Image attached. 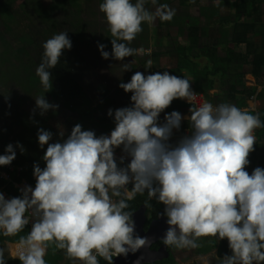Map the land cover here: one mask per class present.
<instances>
[{
    "label": "clouds",
    "instance_id": "9594fccd",
    "mask_svg": "<svg viewBox=\"0 0 264 264\" xmlns=\"http://www.w3.org/2000/svg\"><path fill=\"white\" fill-rule=\"evenodd\" d=\"M145 3L103 0L99 4L113 37L111 54L105 50L107 45H97L103 59L151 56V48L128 45L143 31V23L151 27L157 18L171 22L176 11L150 0L155 8L151 12ZM72 46L67 32L43 43L36 75L45 92L52 88L50 70L63 50ZM131 63L122 64L124 71L130 70ZM152 67L148 59L145 69ZM191 82L168 71L147 75L136 71L129 82L119 84L131 93V106L108 109L115 122L110 135L97 136L77 123L62 142L50 143L53 133L39 128V147H47L42 157L45 166L33 164L35 186L19 189L20 183L13 182L21 194L11 198L0 192V232L16 236L31 223L28 234L13 242L17 244L11 258L20 264H47L45 256L54 246L53 254L63 251L69 261L99 264L101 257L112 264L114 256L127 255L125 245L135 251L146 242L133 239L131 215L123 210L129 206L127 201L147 191L149 199L165 206L169 225L162 241L165 246L196 249L203 238L227 239L231 255L221 258V264H264V168L257 166L251 174L246 170L255 150L254 132L264 123L259 113L235 104H195L197 93ZM210 94L214 96L215 90ZM174 100L188 102L189 115L173 110L165 113L161 124L160 114ZM35 104L42 116L59 108L44 96L35 98ZM185 119L191 133L170 143L173 129L179 131ZM121 145L131 158L125 168L118 167L114 152ZM15 147L23 153V145L17 142ZM15 158L9 143L0 155V166H10ZM120 159L123 163L124 157ZM0 264H6L2 248Z\"/></svg>",
    "mask_w": 264,
    "mask_h": 264
},
{
    "label": "trees",
    "instance_id": "16d2710c",
    "mask_svg": "<svg viewBox=\"0 0 264 264\" xmlns=\"http://www.w3.org/2000/svg\"><path fill=\"white\" fill-rule=\"evenodd\" d=\"M169 1L183 7L196 5L200 15L179 14L174 16L171 22H161L158 19L153 30L158 33L159 30L166 32L169 26L175 24L187 26L188 34L195 38L194 44H178L177 36H170L168 31L163 33L168 39L167 43H161L159 41L161 36H159L155 39V43L143 47L152 49L151 56L126 57L125 63L134 61L129 65V77L110 87L107 77L99 73L101 64L95 52L97 37L93 32L80 28L77 32L87 33L88 38L79 41L76 40L79 38L73 37L75 40H71L73 45L71 50H63L56 67L50 70L52 88L45 92L36 75V68L42 62L43 43L56 34L49 36L45 33L37 39L28 38L25 46L23 43L14 46L8 37L11 31L10 22L13 21L12 15L5 0H0V66L11 81V84L0 89V115L5 122L0 135V147L5 149L11 143L16 151V158L10 165L13 170L10 171L8 166H0L12 176L11 181L0 177V188L9 198L21 194L13 182L19 184L26 181L33 187L35 186L34 163H39L41 168L45 166L42 157L47 145L44 149L39 147L37 137L39 128L53 133V140L50 143L58 140L62 142L77 123L82 125L83 130H93L97 136L107 135L114 129L115 122L113 117L107 115L108 109L115 110L131 106V93H125L119 84L130 81L137 65L141 67L145 75L163 73L169 69L172 75L188 78L192 81L191 87L201 93L206 102H211L213 105L230 103L243 109L245 100L256 94L257 111L261 122L264 123V0H227L225 4L227 9L221 17L210 15L208 5L202 0ZM23 4L26 6L22 10L26 11L29 5L35 4V1L22 0L19 5ZM68 4L67 0H51V13L58 14L59 27L64 23ZM34 13L39 17L42 15L35 11ZM42 20L45 23L49 22L47 17ZM61 32L62 30L57 31V34ZM169 46L175 48L174 63L170 60ZM223 46L228 47L230 52L221 55L219 49ZM199 56L207 57L210 66L200 67L195 61ZM148 59L158 61L160 70L155 71L152 68L146 70L145 65ZM245 74H251L256 79V84L245 85ZM216 81L219 87L213 96L210 93L215 89ZM259 86H261L260 90H258ZM31 94L36 98L44 96L49 103L59 105L57 110L64 114L63 130L48 120L47 112L42 116L40 115L41 110L35 107L36 111L33 115L34 108H29L28 102L32 97ZM190 107L191 105L184 100H174L171 106L160 114L159 122L164 123L165 113L173 110L181 114L189 113ZM52 111L48 110V113ZM250 112L256 114L255 111ZM87 121H92V124L85 126ZM98 126L101 127L100 130L97 129ZM187 127H190L187 120L181 122V128L177 133L181 136ZM60 133H64V136L61 137ZM254 135L256 144L254 145L255 150L249 155L250 164L246 169L248 172L257 166L264 168V127L257 128ZM17 142L23 145V153L15 147ZM3 154L5 153L0 152V155ZM127 187L131 189L132 184L130 183ZM115 198L119 200L124 197ZM127 203L129 206L123 211L130 215L142 204L146 205V213L153 209V198L149 199L147 191L137 194ZM164 210L165 206H162L159 211H153L152 216H147L145 229L149 221L164 214ZM30 230L31 228L26 227L18 235L10 237L0 232V248L8 249L4 251L6 264H20L18 259L11 258L9 243L18 242L20 237L26 236ZM160 243L159 241L154 243L152 248H157L156 246ZM198 243L201 246L195 249V253L199 255H208L214 251L220 258L226 254L231 255L227 239L203 238ZM53 248L54 246L50 247L45 256L47 264H81L80 261L66 260L63 251L57 250L53 254ZM167 249L168 256L155 261L154 264H178L180 257L183 260L186 259L183 255L184 249L174 247H167ZM98 258L102 260L101 257ZM105 263L109 264L108 261Z\"/></svg>",
    "mask_w": 264,
    "mask_h": 264
},
{
    "label": "rangeland",
    "instance_id": "374dc122",
    "mask_svg": "<svg viewBox=\"0 0 264 264\" xmlns=\"http://www.w3.org/2000/svg\"><path fill=\"white\" fill-rule=\"evenodd\" d=\"M34 5H29L28 9L22 10L26 4L19 5L22 0H5L9 7V11L12 15L13 21L10 22L11 25V31L8 35L10 37L11 43L14 46H18L19 44L23 43L24 46L27 45V39H37L39 36L44 35L45 33L49 36H52V34L57 35V31L67 32V35L70 40H75L73 37H77L79 39L76 40H82L88 38L87 33H81L80 31L77 32L80 28L91 31L94 33V35L97 37V44L95 46V52L99 58V63L101 64V67L99 68V73L102 75H105L107 77L108 84H110V87H113L114 83H117L120 80H123L125 78L129 77V70L124 71L123 69V63H125V59L123 61H117L113 59L110 55L109 59L105 60L102 58L100 51L98 50V43H102L107 45L105 48L106 51H108L111 54L112 46H111V39L113 38L111 36V32L109 30L108 24L106 22V18L104 13L100 12L99 10V4L103 2V0H67L68 1V8L65 11V19L64 23L61 27H59V16L57 13L52 14L51 13V0H34ZM208 5V10L210 11V15L214 17H221L225 13V7L227 0H202ZM136 0H132V3H135ZM168 4L171 8L175 9L176 14L175 16L179 14H190V15H200L199 14V8L196 5H191V7H183L181 5H178L177 3H172L169 0H158V4ZM145 7L147 10L154 12L155 8L150 3V0H146ZM42 14L37 16L35 13ZM47 17L48 23H45L42 19ZM67 19V20H66ZM68 21V22H67ZM158 22V18L155 21V26ZM176 25V24H175ZM172 25L167 28L168 33L170 36H177L178 38V44H185V45H192L195 42V38L190 36L188 34L187 26H178V25ZM153 26H149L146 22L142 24L143 31L137 35V37L129 44V47L132 48H140L144 47V45H150L151 43H155V39L160 38L161 43H167L168 39L163 33H166L164 30H159L158 33H155L153 30ZM47 29V30H46ZM43 30H46V32H42ZM169 37V36H168ZM168 50L171 52L170 54V60L172 63H174V58L176 56L175 48L173 46H169ZM219 53L222 55L223 53L230 52V49L228 47H220ZM139 55H136L134 57H137ZM200 57V56H199ZM134 59V58H133ZM197 59V58H196ZM196 61V60H195ZM197 62V61H196ZM200 67L203 66H209L210 61H207V64H204L203 62H197ZM153 67L152 69L155 71L160 70L158 61L152 60ZM119 67V68H118ZM130 68V67H129ZM140 69V70H139ZM134 71H140L141 67L137 65V68L134 69ZM165 71H169V69H166ZM4 70L0 66V89H2L3 86H7L11 84L10 79L3 73ZM102 75L100 77L102 78ZM248 75L251 74H245V80L244 84L247 86H250V84L254 85V81L249 82L248 81ZM263 81V80H262ZM216 88L219 87L218 81L215 83ZM33 92V91H30ZM34 94V93H33ZM32 95L29 102V108H35V95ZM199 103V100H198ZM49 111H52V109H49ZM48 120L55 125L56 127H59L61 130H63V116L64 114L61 113L58 110H53L52 112L47 111ZM89 121V120H88ZM85 123V126H89L92 124L91 122ZM5 122L2 119L0 115V135L2 134V128L4 127ZM98 130L101 129V127H97ZM107 135H110V133H107ZM175 141V140H173ZM176 143V142H175ZM0 152L5 153V149L0 147ZM116 162L119 168H125L128 164L121 163V157L125 153L123 151V145L120 146V148H116L114 150ZM247 169V168H246ZM253 171V170H252ZM252 171L249 172V174L252 173ZM3 171L0 172V174ZM20 189H22V185L19 186ZM0 192H3L5 196L6 193L2 188H0ZM6 198V197H5ZM113 199H116L113 197ZM163 204L159 203L156 198H153V209L147 211V216H152V211H159L161 209ZM8 249L5 248L4 251H7ZM183 255L186 257L185 260H183L181 257L178 259V264H221V258L218 257V254L214 251L208 255H199L195 253V249H184ZM99 264H106V260L102 258L98 259Z\"/></svg>",
    "mask_w": 264,
    "mask_h": 264
},
{
    "label": "water",
    "instance_id": "95a60500",
    "mask_svg": "<svg viewBox=\"0 0 264 264\" xmlns=\"http://www.w3.org/2000/svg\"><path fill=\"white\" fill-rule=\"evenodd\" d=\"M146 210V205L142 204L131 215V222L134 224L133 239L144 238L145 244L135 251L125 245L128 248L127 255L114 257L112 264H154L155 261L168 256L167 246L162 242L169 227L167 216L160 214L151 219L145 229ZM158 241L162 244L152 248V245Z\"/></svg>",
    "mask_w": 264,
    "mask_h": 264
},
{
    "label": "built area",
    "instance_id": "2783aa9c",
    "mask_svg": "<svg viewBox=\"0 0 264 264\" xmlns=\"http://www.w3.org/2000/svg\"><path fill=\"white\" fill-rule=\"evenodd\" d=\"M194 91V90H193ZM195 93H197V96H196V100H195V104H199L198 103V100H199V93L198 92H196V91H194ZM257 104H258V101H257V95L256 94H254V95H252V96H250L249 98H247L246 100H245V104H244V107H243V109H247V110H250V111H255L256 113H258V111H257ZM215 106V105H214ZM122 157H124V159H123V163L124 164H128L129 162H130V156L125 152L124 154H123V156ZM8 168L10 169V171L11 170H13V168H12V166H8ZM1 171H3L1 174H0V177H3V178H7L8 180H11L12 178H10V173L9 172H7V171H5V170H2L1 168H0V172ZM20 185H22V187H24L25 185H31V184H29V183H27L26 181H23V182H21L18 186H20ZM32 186V185H31ZM33 187V186H32ZM20 189V188H19ZM163 206V205H162ZM30 213H26V215H29ZM28 228H31V223L27 226ZM18 243V242H17ZM17 243H14L13 245H12V247H11V249H10V251L9 252H11V251H14L15 250V245L17 244ZM114 257H116V256H114ZM113 257V258H114Z\"/></svg>",
    "mask_w": 264,
    "mask_h": 264
},
{
    "label": "crops",
    "instance_id": "0c3cea01",
    "mask_svg": "<svg viewBox=\"0 0 264 264\" xmlns=\"http://www.w3.org/2000/svg\"><path fill=\"white\" fill-rule=\"evenodd\" d=\"M197 62H203L204 64H207V61H209L208 59H207V57H204V56H200V57H198L197 59H195ZM204 67V66H203ZM251 77H252V79H253V83H254V85L256 84V79L252 76V75H250ZM245 80V79H244ZM250 85H252V84H250ZM260 87L261 86H259L258 87V90H260ZM215 91H217L218 90V87L216 88V86H215V89H214ZM203 102H206L205 100H204V98H203V95L202 94H199V104L200 103H203ZM183 116H188L189 115V113H184V114H182ZM186 120V119H185ZM185 120H182L181 122H183V121H185ZM191 131H192V129H191V126L190 127H187V128H185L184 129V131H183V134L180 136L177 132V130L176 129H173V135H172V137H171V139H170V143H172V144H175V142L177 143L179 140H180V138L182 137V136H184V135H188V134H190L191 133ZM173 140H175V141H173ZM153 212V211H152ZM13 244V242L12 243H9V247H10V249H11V245Z\"/></svg>",
    "mask_w": 264,
    "mask_h": 264
},
{
    "label": "bare ground",
    "instance_id": "6f19581e",
    "mask_svg": "<svg viewBox=\"0 0 264 264\" xmlns=\"http://www.w3.org/2000/svg\"><path fill=\"white\" fill-rule=\"evenodd\" d=\"M248 77V81L251 82L253 81L252 77L250 75L247 76Z\"/></svg>",
    "mask_w": 264,
    "mask_h": 264
},
{
    "label": "flooded vegetation",
    "instance_id": "af4514ba",
    "mask_svg": "<svg viewBox=\"0 0 264 264\" xmlns=\"http://www.w3.org/2000/svg\"><path fill=\"white\" fill-rule=\"evenodd\" d=\"M159 242H161V241H159ZM162 244V242L160 243V244H158L156 247H158L159 245H161Z\"/></svg>",
    "mask_w": 264,
    "mask_h": 264
}]
</instances>
